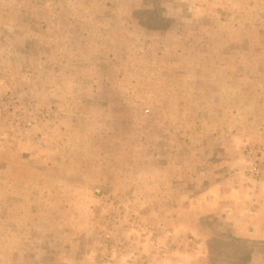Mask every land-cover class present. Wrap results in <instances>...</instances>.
Segmentation results:
<instances>
[{
  "label": "rangeland",
  "instance_id": "rangeland-1",
  "mask_svg": "<svg viewBox=\"0 0 264 264\" xmlns=\"http://www.w3.org/2000/svg\"><path fill=\"white\" fill-rule=\"evenodd\" d=\"M0 112V264H264V0H0Z\"/></svg>",
  "mask_w": 264,
  "mask_h": 264
},
{
  "label": "built area",
  "instance_id": "built-area-1",
  "mask_svg": "<svg viewBox=\"0 0 264 264\" xmlns=\"http://www.w3.org/2000/svg\"><path fill=\"white\" fill-rule=\"evenodd\" d=\"M44 115H46L47 117H49V114L48 113H45ZM0 117H1V112H0ZM26 125L27 126H31V123L29 122ZM263 151H264V148H263ZM260 172H261V168H260V166H259L258 163H256L253 167L250 168V173L251 174H259ZM98 192H100V191L98 190ZM106 237L107 238H110L111 237V234H107Z\"/></svg>",
  "mask_w": 264,
  "mask_h": 264
}]
</instances>
